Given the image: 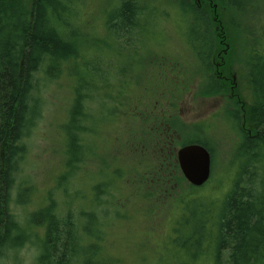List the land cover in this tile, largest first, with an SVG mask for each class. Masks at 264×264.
<instances>
[{
    "label": "trees",
    "instance_id": "obj_1",
    "mask_svg": "<svg viewBox=\"0 0 264 264\" xmlns=\"http://www.w3.org/2000/svg\"><path fill=\"white\" fill-rule=\"evenodd\" d=\"M203 1L200 5L194 0H109L103 21L105 39L100 36L90 48L83 45L81 25L76 24L83 15L77 9L79 0H0V264L10 251L33 241L31 231L36 226L43 227L42 235L33 236L39 248L36 264H117L118 259L107 257L109 248L104 245L111 239L114 221L137 219L134 201L152 209L154 199L166 198L177 182L185 180L178 148L200 143L212 153L205 139L186 135L177 122L179 98L173 92L192 90L195 74L204 77L197 91L204 96L227 95L234 103L230 110L235 127L244 126L248 109L238 99L229 46L222 44L227 39L215 28L211 0ZM246 1L253 0H217L239 11ZM167 2L191 15V24L179 36L190 55L186 61L177 58L170 64L161 59L179 80L167 79L169 99H156V95L152 105L145 98L135 102L133 87L138 81L121 82L117 60L100 59L96 52L113 49L117 57L121 42L136 46L137 53L147 42L161 45L155 37L143 39L144 27L149 17L156 22L157 8L167 13L160 8ZM164 32L163 27L157 31ZM250 36L255 134L243 131L236 147L237 172L223 196L196 195L202 187L190 186L178 198L180 213L166 238L169 264H195L206 256L212 264H264V30H252ZM64 74L72 99L61 125L64 168L55 188L65 196L48 191L47 202L29 213L30 226L25 227L12 206L16 176L28 157L30 133L42 117L41 87ZM129 122L133 134L127 142L134 155L130 163L113 154L108 133L110 127L117 134V128H126ZM138 152H145L147 159L139 160ZM78 174L88 176L86 190L81 185L71 189Z\"/></svg>",
    "mask_w": 264,
    "mask_h": 264
},
{
    "label": "rangeland",
    "instance_id": "obj_2",
    "mask_svg": "<svg viewBox=\"0 0 264 264\" xmlns=\"http://www.w3.org/2000/svg\"><path fill=\"white\" fill-rule=\"evenodd\" d=\"M194 2L200 5L204 3L203 0H194ZM108 4L109 0H79V3L77 2V9L83 15L76 18V24L81 25V36L86 41L83 44L85 47L90 44L91 48V43L94 41L103 37L105 39L103 21ZM210 4L212 5L211 15L216 21L215 28L220 34H224V39H227L221 43L223 47L229 46L228 53L232 71L237 77L238 92L245 102L246 110L248 109V116L244 119L245 124L238 130L235 127L236 119L232 114V105L227 95L204 96L197 91L198 82L204 80L201 74H195L196 86L194 85L192 90H175L173 93H176L179 98L176 103L177 106L179 105L176 114H178L177 122L180 128L185 130L186 135L205 139L212 150V172L209 183L206 182L200 186L202 192L199 189L195 194L202 193L206 194L205 196L221 197L230 190L235 178V172H237V163L235 162L240 159V153L236 147L241 140L243 131L246 134H255L252 125L255 124L256 118H254V123H251V116L255 117L256 106L249 75L253 56L250 31L260 33L264 30V0L246 1V6L241 8V11L233 6L220 5L217 0H211ZM160 8H165L167 13L157 8L155 11L158 14L157 20L155 22L156 18L149 17V24L144 27L143 39L147 42L149 36L155 37L162 42L161 45L147 42L145 46L140 47L137 53L136 46L127 47L121 42L118 46L117 57L113 49L108 50L109 54L105 50L103 53L96 52L100 59L105 60L106 57L116 59V67L119 70L117 78L121 82L128 79H132L134 82L138 81L137 85L133 87L134 96H137L135 102L145 98L150 105L156 99H169L171 91H169L168 78L173 81L177 80L179 83V80L170 73L166 68L167 64L161 62V59L169 60L168 64H170L177 58L186 61L190 55L186 45L180 43L182 38L179 36L191 24V15L183 8H179V5L161 3ZM158 25L159 28L165 29L163 35L157 33ZM135 30L137 31V29ZM88 37H91L90 40ZM91 56L93 57L92 54ZM193 73L191 74L193 75ZM66 76L64 74L52 83L41 87L42 117L38 119L30 133L28 157L16 176L17 183L13 192L12 206L19 222L25 227L30 226L28 223L29 213L47 202L48 191L53 190L59 197L65 196L61 188L56 190L55 185L58 174L64 168L61 125L67 118L72 99L70 81ZM145 86H148L146 92ZM156 95L159 96L154 99ZM168 101L166 100L164 103L166 107ZM130 125V122L126 128L121 125V128H117V134H113L110 127L108 128L111 145L114 147L113 154L123 156L129 163L134 159L130 149L132 144L127 142V139L132 140L133 133L130 134ZM137 158L144 161L147 159L145 152H138ZM81 175H77V183L71 185V189L74 186L80 188V185L84 190L87 189L88 176ZM182 176L185 178L183 174ZM190 186L194 185L186 178L177 182L176 188L169 196L153 200L152 209L149 207L145 210V204L137 203L138 200L134 201L133 208L137 211V219L120 218L114 221L113 227L108 226V229H111L109 235L111 239L104 242L105 247L109 248L107 257L111 260L112 258L118 259L117 264H169L167 259H170L171 255L166 245V238L169 235L167 232L171 228V224L174 223L175 217L180 213L177 200L189 191ZM20 192L23 193L22 197ZM42 229V226L34 227L31 231L33 232L31 236L33 241L27 242L17 250L10 251L3 258L1 264H36L39 248L37 242H34L33 236L34 234L36 237L42 235ZM195 264H212V261L206 256L199 258Z\"/></svg>",
    "mask_w": 264,
    "mask_h": 264
},
{
    "label": "water",
    "instance_id": "obj_3",
    "mask_svg": "<svg viewBox=\"0 0 264 264\" xmlns=\"http://www.w3.org/2000/svg\"><path fill=\"white\" fill-rule=\"evenodd\" d=\"M177 161L182 174L194 186L204 185L211 177L212 156L200 143L183 145L177 150Z\"/></svg>",
    "mask_w": 264,
    "mask_h": 264
},
{
    "label": "flooded vegetation",
    "instance_id": "obj_4",
    "mask_svg": "<svg viewBox=\"0 0 264 264\" xmlns=\"http://www.w3.org/2000/svg\"><path fill=\"white\" fill-rule=\"evenodd\" d=\"M233 77H234V76H233ZM235 79H236V77H235ZM238 99H239V101L244 105V103H243V101H242V100H243L242 97L239 96ZM231 100H232V99L229 100L230 104L232 103L231 105H234V103H233Z\"/></svg>",
    "mask_w": 264,
    "mask_h": 264
}]
</instances>
